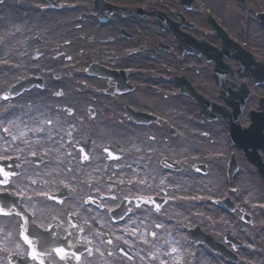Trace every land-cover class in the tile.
I'll return each mask as SVG.
<instances>
[{
	"label": "flooded vegetation",
	"instance_id": "flooded-vegetation-1",
	"mask_svg": "<svg viewBox=\"0 0 264 264\" xmlns=\"http://www.w3.org/2000/svg\"><path fill=\"white\" fill-rule=\"evenodd\" d=\"M0 205V264H264V0H0Z\"/></svg>",
	"mask_w": 264,
	"mask_h": 264
},
{
	"label": "rangeland",
	"instance_id": "rangeland-1",
	"mask_svg": "<svg viewBox=\"0 0 264 264\" xmlns=\"http://www.w3.org/2000/svg\"><path fill=\"white\" fill-rule=\"evenodd\" d=\"M171 104H173L177 108V111L180 112L179 116H177L176 119H177V121H179L180 124H182L183 127H186L188 124L191 125V126H195L197 129L203 126L202 124H200L202 118L196 112L195 113L192 112L191 106L188 104V102L186 100L180 99V101H179V100L176 99ZM199 131L203 132V128L199 129ZM197 138H202V139L207 140L209 138V135H207V136H197ZM189 140H190V138L188 137L187 141H189ZM207 141H209V140H207ZM214 141L216 143L214 144L213 148L217 149V151H220V150L224 151V149H225L224 133L217 134L216 135V139ZM234 150L236 151L237 158L240 161H242V159H241V156H242L241 151L237 150L235 148H234ZM244 170L246 171L245 167H243L242 170L239 171V174H238V177L236 178V181L241 184V187L243 189V193H245L244 195L243 194H241V195H243V196L246 195L247 196L248 193H251L250 191L247 190V188H249L247 180H249L250 175H249L248 171L244 172ZM215 174H213V175L215 176ZM197 178H198V176H196V175H193V174H190V173L188 175V179H190V180L194 179L196 181ZM213 181H214V179H213ZM190 187H192V188H194L196 190L205 191L200 186L197 187V186H194L193 184H191ZM245 188L248 191V193L245 190ZM252 192L255 194V193H257V190L255 189ZM212 210L213 209H210L209 211L208 210H205V211H207L209 214H211ZM215 218H217V216Z\"/></svg>",
	"mask_w": 264,
	"mask_h": 264
},
{
	"label": "water",
	"instance_id": "water-1",
	"mask_svg": "<svg viewBox=\"0 0 264 264\" xmlns=\"http://www.w3.org/2000/svg\"><path fill=\"white\" fill-rule=\"evenodd\" d=\"M237 113H235V116H236ZM236 119V118H235ZM231 129H232V138L233 140L242 145L243 143V140H242V134H243V131L242 129L239 128L238 124H237V119L236 120H231Z\"/></svg>",
	"mask_w": 264,
	"mask_h": 264
},
{
	"label": "snow or ice",
	"instance_id": "snow-or-ice-1",
	"mask_svg": "<svg viewBox=\"0 0 264 264\" xmlns=\"http://www.w3.org/2000/svg\"><path fill=\"white\" fill-rule=\"evenodd\" d=\"M5 99H7V97H5ZM5 131L7 132L8 131V129H5ZM7 174H5V176H6ZM0 211H3L2 209H0ZM25 239L27 240V237H25ZM29 243H31V241H29ZM58 251H62V250H58Z\"/></svg>",
	"mask_w": 264,
	"mask_h": 264
}]
</instances>
